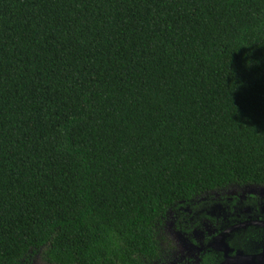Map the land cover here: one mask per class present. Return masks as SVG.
<instances>
[{"label": "trees", "instance_id": "trees-1", "mask_svg": "<svg viewBox=\"0 0 264 264\" xmlns=\"http://www.w3.org/2000/svg\"><path fill=\"white\" fill-rule=\"evenodd\" d=\"M264 185V0H0V264H153L169 210Z\"/></svg>", "mask_w": 264, "mask_h": 264}, {"label": "flooded vegetation", "instance_id": "flooded-vegetation-1", "mask_svg": "<svg viewBox=\"0 0 264 264\" xmlns=\"http://www.w3.org/2000/svg\"><path fill=\"white\" fill-rule=\"evenodd\" d=\"M196 198L186 205L198 210L199 215L207 216L208 208L212 206L209 204L210 202L213 204V201L203 200L196 205ZM236 201L237 197H231L226 203V211L221 213L223 221L230 225H226L221 234L214 238L213 243L210 241L204 244L207 251L202 254L203 257H195L189 264H264V197L248 195L241 203ZM220 202H223V199ZM182 207L186 206L179 205L178 208L169 210L168 216L172 219V227L176 232L190 236L192 233L190 221L181 216V213H177ZM159 259L160 255L153 264Z\"/></svg>", "mask_w": 264, "mask_h": 264}, {"label": "rangeland", "instance_id": "rangeland-1", "mask_svg": "<svg viewBox=\"0 0 264 264\" xmlns=\"http://www.w3.org/2000/svg\"><path fill=\"white\" fill-rule=\"evenodd\" d=\"M248 195L264 197V185L235 184L199 195L195 199L196 205L203 200L213 201V204L212 202L209 204L212 206L208 208L207 216L199 215L198 210L191 205H185L182 210H177V213H181V216L190 221L189 226L192 230L190 236L176 232L172 227V219L168 216L157 228L160 259L156 264H189L195 257H201L207 251L204 244L210 241L213 243L214 238L230 225L223 221L221 214L226 211L229 199L237 197L236 203H241ZM221 199L223 202H220ZM41 250L29 254L20 264H51L44 259Z\"/></svg>", "mask_w": 264, "mask_h": 264}]
</instances>
